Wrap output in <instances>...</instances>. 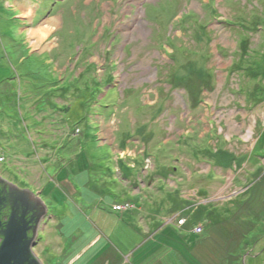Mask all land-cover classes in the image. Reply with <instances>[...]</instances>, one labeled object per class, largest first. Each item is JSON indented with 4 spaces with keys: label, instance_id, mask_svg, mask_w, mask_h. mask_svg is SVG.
<instances>
[{
    "label": "rangeland",
    "instance_id": "374dc122",
    "mask_svg": "<svg viewBox=\"0 0 264 264\" xmlns=\"http://www.w3.org/2000/svg\"><path fill=\"white\" fill-rule=\"evenodd\" d=\"M0 177L40 264H264V0H0Z\"/></svg>",
    "mask_w": 264,
    "mask_h": 264
},
{
    "label": "water",
    "instance_id": "95a60500",
    "mask_svg": "<svg viewBox=\"0 0 264 264\" xmlns=\"http://www.w3.org/2000/svg\"><path fill=\"white\" fill-rule=\"evenodd\" d=\"M9 186L10 188L4 186ZM0 187L4 188L9 196L10 219L7 224L2 226L0 220V264H24L30 259L29 246L32 241L27 238L28 222L25 217L31 214V221H35V228L39 217L44 213V208L40 201L31 193L21 191L16 187L8 184L0 177ZM9 189V190H7ZM1 194V190H0ZM3 200L0 197V205ZM39 210V211H38ZM30 221V222H31ZM31 248V246H30ZM31 264H37L34 260ZM39 264V263H38Z\"/></svg>",
    "mask_w": 264,
    "mask_h": 264
},
{
    "label": "trees",
    "instance_id": "16d2710c",
    "mask_svg": "<svg viewBox=\"0 0 264 264\" xmlns=\"http://www.w3.org/2000/svg\"><path fill=\"white\" fill-rule=\"evenodd\" d=\"M127 170H128V168H127ZM0 190H1V194H0L1 199L2 200H3V198L6 199V201H2V203L0 205V220H1V223L3 226V225L8 223V221L10 219L11 210H10V205H9V200H8L9 199L8 193L2 187H0ZM25 219L28 222V224H27L28 230L26 232V234H27L26 236L28 239H30L32 241V239L34 237L33 233H34L35 221L34 220L31 221V214L26 216ZM0 238H1V236H0ZM30 246H31V244H30ZM30 246H29V252H28L30 254L29 255L30 259H28L24 264H31L30 261H32V260H34L36 263L38 262V259L33 255V252L31 250Z\"/></svg>",
    "mask_w": 264,
    "mask_h": 264
},
{
    "label": "bare ground",
    "instance_id": "6f19581e",
    "mask_svg": "<svg viewBox=\"0 0 264 264\" xmlns=\"http://www.w3.org/2000/svg\"><path fill=\"white\" fill-rule=\"evenodd\" d=\"M42 33H43V32H42ZM42 33H40V32H39V33H38V32H34V35H36V34H38V35H39V34H40V35H44V34H42ZM32 34H33V33L31 32V35H32Z\"/></svg>",
    "mask_w": 264,
    "mask_h": 264
},
{
    "label": "flooded vegetation",
    "instance_id": "af4514ba",
    "mask_svg": "<svg viewBox=\"0 0 264 264\" xmlns=\"http://www.w3.org/2000/svg\"><path fill=\"white\" fill-rule=\"evenodd\" d=\"M4 185V184H3ZM4 186H6V185H4ZM6 187H8V188H10L9 186H6ZM7 190H9V189H7ZM39 211V210H38ZM34 234H35V226H34Z\"/></svg>",
    "mask_w": 264,
    "mask_h": 264
}]
</instances>
